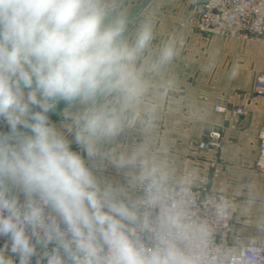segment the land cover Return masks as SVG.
Masks as SVG:
<instances>
[{
  "label": "clouds",
  "instance_id": "9594fccd",
  "mask_svg": "<svg viewBox=\"0 0 264 264\" xmlns=\"http://www.w3.org/2000/svg\"><path fill=\"white\" fill-rule=\"evenodd\" d=\"M130 22L125 0H0V264H214L147 138L176 44Z\"/></svg>",
  "mask_w": 264,
  "mask_h": 264
},
{
  "label": "crops",
  "instance_id": "0c3cea01",
  "mask_svg": "<svg viewBox=\"0 0 264 264\" xmlns=\"http://www.w3.org/2000/svg\"><path fill=\"white\" fill-rule=\"evenodd\" d=\"M143 1L125 0V7L130 13ZM200 6L199 0H153L131 21L129 31L149 19L154 48L169 40L176 44L173 61L150 77L146 103L154 109V120L147 138L158 149V158L173 164V180L186 178L187 185L207 186L230 201L237 231L231 238L233 250L238 239L260 240L264 229V174L255 168L264 133V97L254 92L257 77L264 73V43L199 34L195 19ZM218 105L244 113H219ZM213 132L221 133L220 148L199 149ZM144 138L136 132L121 137L120 143L130 146ZM103 175L123 179L114 168Z\"/></svg>",
  "mask_w": 264,
  "mask_h": 264
},
{
  "label": "built area",
  "instance_id": "2783aa9c",
  "mask_svg": "<svg viewBox=\"0 0 264 264\" xmlns=\"http://www.w3.org/2000/svg\"><path fill=\"white\" fill-rule=\"evenodd\" d=\"M201 10L195 26L201 35H222L230 38L257 39L264 43V0H199ZM254 92L264 97V73L256 79ZM219 113L232 111L242 115L243 109L229 110L216 106ZM221 133L213 132L199 144V149L220 148ZM255 168L264 174V133L260 137L259 156ZM179 192L181 185L174 182ZM186 199L189 201L190 218L207 226L211 233L208 260L214 264H264V229L260 240L241 243L238 239L231 250V238L235 235L230 201L207 186L187 185ZM227 203L226 213L219 206Z\"/></svg>",
  "mask_w": 264,
  "mask_h": 264
},
{
  "label": "water",
  "instance_id": "95a60500",
  "mask_svg": "<svg viewBox=\"0 0 264 264\" xmlns=\"http://www.w3.org/2000/svg\"><path fill=\"white\" fill-rule=\"evenodd\" d=\"M153 0H144L143 2H142V4L139 6V7H137L136 9H134L133 11H131L130 12V14H131V21L133 20V19H135L151 2H152ZM131 23V22H130ZM63 108H64V105H60L58 108H57V114H54L53 116H52V119L54 120V119H56L59 115H58V113L59 112H61L62 110H63Z\"/></svg>",
  "mask_w": 264,
  "mask_h": 264
},
{
  "label": "rangeland",
  "instance_id": "374dc122",
  "mask_svg": "<svg viewBox=\"0 0 264 264\" xmlns=\"http://www.w3.org/2000/svg\"><path fill=\"white\" fill-rule=\"evenodd\" d=\"M204 140H206V138L205 139H203V141ZM152 149V152L157 156V158H158V153H159V151H158V149H154V148H151ZM158 159H160V158H158ZM160 160H162V159H160ZM163 161V160H162ZM166 166L168 167V170L170 171V170H172L173 168H174V166H173V164L172 163H166ZM123 180V179H122ZM122 180L121 179H119L117 182H122ZM178 182V184H185V182H186V178L184 179V181L183 180H173L172 179V182ZM235 235H237V231H235ZM248 242H250V241H248ZM247 242V243H248ZM241 243H245V241H241Z\"/></svg>",
  "mask_w": 264,
  "mask_h": 264
}]
</instances>
